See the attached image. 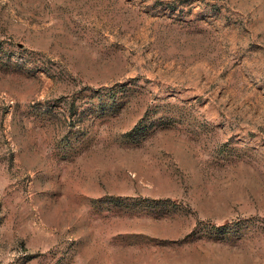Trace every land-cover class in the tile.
Instances as JSON below:
<instances>
[{
    "label": "rangeland",
    "instance_id": "374dc122",
    "mask_svg": "<svg viewBox=\"0 0 264 264\" xmlns=\"http://www.w3.org/2000/svg\"><path fill=\"white\" fill-rule=\"evenodd\" d=\"M0 264H264V0H0Z\"/></svg>",
    "mask_w": 264,
    "mask_h": 264
}]
</instances>
